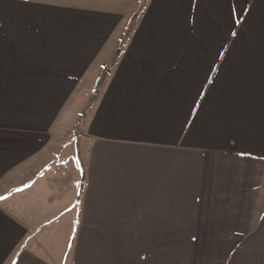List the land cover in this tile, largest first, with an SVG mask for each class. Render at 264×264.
Listing matches in <instances>:
<instances>
[{
	"label": "crops",
	"instance_id": "obj_1",
	"mask_svg": "<svg viewBox=\"0 0 264 264\" xmlns=\"http://www.w3.org/2000/svg\"><path fill=\"white\" fill-rule=\"evenodd\" d=\"M0 264H264V0H0Z\"/></svg>",
	"mask_w": 264,
	"mask_h": 264
},
{
	"label": "rangeland",
	"instance_id": "obj_2",
	"mask_svg": "<svg viewBox=\"0 0 264 264\" xmlns=\"http://www.w3.org/2000/svg\"><path fill=\"white\" fill-rule=\"evenodd\" d=\"M81 123H82V122H80L79 125H77V127L75 128V132H76L77 134H78L79 132L83 131V128H82L83 126L81 125ZM75 138L78 139V136H77V137L75 136ZM73 141H74V140H73ZM78 143H79V139H78ZM72 148H74V147H72ZM81 149H83V147H82Z\"/></svg>",
	"mask_w": 264,
	"mask_h": 264
},
{
	"label": "trees",
	"instance_id": "obj_3",
	"mask_svg": "<svg viewBox=\"0 0 264 264\" xmlns=\"http://www.w3.org/2000/svg\"><path fill=\"white\" fill-rule=\"evenodd\" d=\"M128 33V32H127Z\"/></svg>",
	"mask_w": 264,
	"mask_h": 264
}]
</instances>
